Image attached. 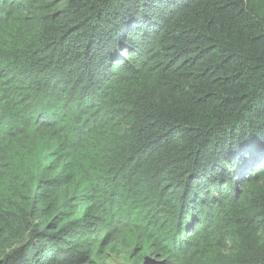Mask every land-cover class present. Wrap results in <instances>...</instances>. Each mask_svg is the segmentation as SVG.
Masks as SVG:
<instances>
[{"label":"trees","instance_id":"1","mask_svg":"<svg viewBox=\"0 0 264 264\" xmlns=\"http://www.w3.org/2000/svg\"><path fill=\"white\" fill-rule=\"evenodd\" d=\"M0 264H264V0H0Z\"/></svg>","mask_w":264,"mask_h":264}]
</instances>
